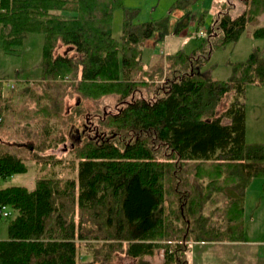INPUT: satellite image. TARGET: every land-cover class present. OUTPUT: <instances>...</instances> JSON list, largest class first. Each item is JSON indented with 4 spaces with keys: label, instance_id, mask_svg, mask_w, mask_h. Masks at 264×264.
Wrapping results in <instances>:
<instances>
[{
    "label": "trees",
    "instance_id": "trees-1",
    "mask_svg": "<svg viewBox=\"0 0 264 264\" xmlns=\"http://www.w3.org/2000/svg\"><path fill=\"white\" fill-rule=\"evenodd\" d=\"M122 1L0 0L2 53L18 55L25 34L43 36L40 79L13 97L4 96L0 81V182L28 169L23 151L6 150L5 125L30 127L19 134L21 142H30L17 148L42 165L38 172L47 160L40 153L65 142L63 130L70 133L83 100L115 95L119 103L114 112L95 114L93 138L73 146L75 179L38 177L32 190L0 186V208L10 212L0 264H111L117 253L150 264L144 258L159 250L160 264H190V248L164 242L244 239L245 194L252 180H262L264 194V145L245 142L242 99L247 85L264 86V54L256 48L231 63L226 80L201 72L194 58L204 56L205 64L213 49L236 43L264 15V0H246L235 17L225 4L192 52L166 55L170 79L164 67L149 70L142 61L143 42L154 32L164 39L169 17L134 23L137 11L123 8ZM201 1L173 2L169 13H181L173 35L187 28L190 8ZM118 8L123 18L116 41L111 20ZM253 36L263 39L264 27ZM230 92L232 101L219 113ZM76 96L66 109L65 98ZM14 101L21 109L15 110ZM81 243L87 261L81 260Z\"/></svg>",
    "mask_w": 264,
    "mask_h": 264
},
{
    "label": "rangeland",
    "instance_id": "rangeland-1",
    "mask_svg": "<svg viewBox=\"0 0 264 264\" xmlns=\"http://www.w3.org/2000/svg\"><path fill=\"white\" fill-rule=\"evenodd\" d=\"M175 0H123L122 7L125 9L136 10L137 14L133 18L134 23L155 22L162 18L169 17V34L161 38L159 33L154 32L153 35L145 40L142 45V61L146 67L154 70H158L159 67H164V73L167 79L171 78V72L166 70L167 65L166 55L173 54L179 49H183L186 53L192 52L203 39V35L210 25V20L213 18L214 12L217 10L212 5L213 0H205L208 8H200L198 5H194L190 8V22L185 30L177 35H173V27L177 14L173 12L170 14L172 4ZM240 0H233L228 5L231 10L230 15L232 17L240 14L239 4ZM233 6V7H232ZM123 8L116 9L112 14L111 20V35L116 41H119L122 33V18ZM216 10V11H214ZM224 10V9H222ZM209 13L212 18H207L205 24L202 27H198V21L201 13ZM170 15V16H169ZM210 16V17H211ZM264 27V15L258 17L255 21L248 24L245 31L234 44H227L225 47L213 49L209 55L207 62L204 64L205 57L198 56L194 59H198L200 71L207 73L214 80H226L231 74L230 64L236 61L247 59L249 54L256 48H259L264 54V38H254L253 32L256 28ZM202 31L200 37L197 36L199 30ZM185 38V40H184ZM43 43V36L40 34H25L23 44L18 55H5L0 51V81L4 85V96L13 97L18 90L24 85L32 84L40 79V62H41V48ZM65 47L59 49V53L63 54ZM195 60V62H196ZM149 66V67H148ZM197 69V68H196ZM163 71V70H162ZM165 77V76H164ZM163 81V80H162ZM158 83V82H156ZM10 85L13 88L10 89ZM23 85V86H22ZM157 85H164L163 82H159ZM150 89L149 91H151ZM147 92V90H146ZM146 92L142 93V97H150L151 95ZM151 93V92H150ZM149 95V96H147ZM233 99L232 92L223 97L217 110L221 113L227 108L229 103ZM77 101V96L73 98L66 97L64 100V106H73ZM17 105L15 110L21 109V102L14 101ZM242 102L245 107V142L247 144H262L264 145V86L247 85L244 92ZM119 106L118 97L115 95L107 96L98 101L83 100L82 107L79 114L76 115L73 123L70 126V133H67V129L63 130L64 143L59 144L56 148L46 150L40 153L41 157H44L46 162L41 171L37 172V168L42 166L34 160H31L30 153L26 150H18L17 146L20 143H29L25 140L21 142L19 139L22 135L27 134L30 131V127L24 123L18 125V122L14 125H5L4 131L7 133L6 137H1L6 144H9L7 151L14 154H19L23 151L27 159L25 164L28 169L27 172L22 174H15L9 178H6L0 182L1 188L10 186L25 187L28 190L34 189L35 180L38 177L53 176L60 179H75L76 173L70 168L73 161L74 153L73 146H80L83 144L86 138H93V129L97 128V119L92 117L95 114L102 115L103 112H114L116 107ZM69 131V130H68ZM18 133V139L15 135ZM23 137V136H22ZM84 139V140H83ZM48 157V158H47ZM56 160L58 163H56ZM71 161V162H70ZM75 161V159H74ZM261 179H254L250 190L245 194L243 222L245 225V234L247 240L260 239L264 242V195L262 189H260ZM262 186V184H261ZM249 188V187H248ZM7 221L0 218V240L7 238ZM170 246H183L190 248L187 253V258L190 264H193L192 254L196 259L199 258L197 251L199 249L208 250L207 254L210 258V264L216 263V258L221 253L235 255L237 249L240 250H261L259 246L243 245V246H223V243H201L194 240H177L164 242ZM209 244H218L214 247H208ZM231 247V248H227ZM241 247V248H240ZM81 260L87 261L90 256H83L86 253L84 243L79 244ZM206 248V249H204ZM192 249V251H191ZM247 253V252H244ZM164 251L159 250L154 253L152 257H145L146 261L150 264H160L163 260ZM190 256V259H189ZM136 260L126 257L123 253H117L111 262V264H136ZM195 263L198 264L197 260Z\"/></svg>",
    "mask_w": 264,
    "mask_h": 264
},
{
    "label": "crops",
    "instance_id": "crops-1",
    "mask_svg": "<svg viewBox=\"0 0 264 264\" xmlns=\"http://www.w3.org/2000/svg\"><path fill=\"white\" fill-rule=\"evenodd\" d=\"M232 1L233 0H213L212 1V5H214V8L217 11L214 10L216 12L212 13L213 14L212 16L214 17L221 9H223L225 7V4H227V3H228L227 5L234 4V3H232ZM240 1L241 2L239 4L238 11H240V14H241L242 11L245 9V6H246L245 1L246 0H240ZM196 5L200 6V8H202V10L204 9V7L205 8L206 7L208 8L207 3L205 2V0H202L201 2L197 3ZM229 12L231 13V10H229ZM205 13H207V12H205ZM209 13H211V12H209ZM209 13H207V14L201 13V14L204 15L203 16L204 17V24H205L206 19L208 17L209 18H212V16ZM176 14L179 16L181 13H176ZM201 14H200V16H201ZM211 20H210V22H211ZM184 40H185V38H184ZM252 182H253V180H252ZM252 182H251L250 186L252 185ZM261 184H262V180H261V183H260V189H261ZM250 186L246 190L247 194H248V192L250 190ZM259 221H261V222L264 223V221H262V220H259ZM244 230H245V225H244ZM261 241L262 240H260V239L247 240L246 234L244 232V239H243L242 242H237V243H223L224 244L223 246H232V245H234V246H243V245H246V244L247 245H250L251 244L253 246H259V247H261V250L260 251H258V250L251 251V250H240V249H237V252H236L235 255L221 253V256L218 255L214 259L216 260V263H218V264H264V242H261ZM217 245L218 244H216V245L215 244H209L207 246L208 247H214V246H217ZM227 248H231V247H227ZM204 249H206V248H204ZM212 249H207V250L199 249L197 251L198 256H199L198 259H196V257L194 256L196 253L195 252L193 253V251L191 249V251H192L191 254H192L193 264H197V263H195V260H197L198 264H210L209 262L212 259L210 260L209 255L207 254V252H208V250H212ZM244 252H247V253H244ZM189 259H190V256H189Z\"/></svg>",
    "mask_w": 264,
    "mask_h": 264
},
{
    "label": "built area",
    "instance_id": "built-area-1",
    "mask_svg": "<svg viewBox=\"0 0 264 264\" xmlns=\"http://www.w3.org/2000/svg\"><path fill=\"white\" fill-rule=\"evenodd\" d=\"M202 34H203L202 31H199V32L197 33V36L200 37ZM10 88H12V85L10 86ZM9 216H10V212L8 211V209L5 208V207H1V208H0V218H1V219H6V218H8Z\"/></svg>",
    "mask_w": 264,
    "mask_h": 264
}]
</instances>
